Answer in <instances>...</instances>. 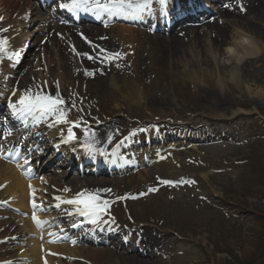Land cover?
<instances>
[{
  "label": "rangeland",
  "instance_id": "374dc122",
  "mask_svg": "<svg viewBox=\"0 0 264 264\" xmlns=\"http://www.w3.org/2000/svg\"><path fill=\"white\" fill-rule=\"evenodd\" d=\"M225 1L227 5L223 8L229 10L231 20L243 23L237 30L258 40L260 36L255 33L264 30L256 25L247 26L253 24L250 19L254 18L252 7L256 3L251 4L249 0ZM244 12L246 18L243 17ZM214 20L218 24L224 21L219 13L210 22ZM205 26L201 28L207 34L208 26ZM104 27L96 30L109 33V41L118 46L116 29L112 28H118L119 25ZM224 28L226 30V25ZM108 29L111 31L107 32ZM146 30L136 29L142 32ZM159 36L167 40L171 34L164 36L159 33ZM35 40L28 42L29 50L27 47L24 49L21 76L16 74L13 80H3L5 84L15 81L16 85L18 79L21 80L22 85H17L21 93H24L22 87L30 81V76L36 72L43 73L46 66L40 64L34 68V57L30 55L35 49ZM209 40L214 45L212 57L221 66L222 60L227 57L224 55L225 48L210 36ZM189 45L193 47L192 43ZM149 46L141 50L146 57H149V52L152 53L151 49L156 50ZM215 46L221 49L216 50ZM204 54L205 61L212 59ZM183 55L188 56V52ZM89 57H92L90 53L84 56L85 60L92 63L93 57ZM197 58H194V54L188 56L190 61H196ZM143 59H146L145 56ZM30 61L32 63L28 65ZM146 61L135 69L127 58H123L126 71L118 67L110 68L114 74H109L106 84L94 90L95 95L91 98L84 96V93L81 95L78 85L71 87L67 91L69 99L63 101L61 108L79 119L85 139L83 143L91 144L97 154L114 144L125 143L129 137L130 143L137 144L139 149L161 148L152 141L163 134L165 136L160 142L166 149L162 150L184 158V164L174 174L168 173L166 169L153 173L150 167L152 164L148 163L150 161L146 159L147 156L140 151L137 157L141 164L129 172L112 174L103 165L93 174L87 170L82 174L74 161L72 165L68 161L65 164V160L59 156L55 159L54 169L61 176L63 189L71 192L78 186L80 193H83L88 191L82 185L83 181H89L90 186L94 185L93 182L101 181L108 185L111 181L119 183L118 186L109 185L105 190L96 188L87 193L98 195L104 208L103 215L116 229H124L126 237L132 235V229L137 228L134 230L145 234L151 232V235H159L168 240V244L151 261L153 264H264V100L255 95H247L243 87L234 81H226L221 93L214 82V75L199 72L197 67L187 72L189 77L191 74L196 78L184 77L176 60L173 70L168 65ZM240 67L244 68L240 75L242 80L264 87V51L256 57L245 59ZM106 69L108 72V67L100 71ZM122 76L127 79L128 88L137 85L142 93L141 102L131 101L112 87V82ZM38 80L35 79L39 84ZM220 96L226 97L225 103L220 102ZM96 126L102 130L109 126L108 131L111 133L106 135V141L98 147L94 146L90 138ZM151 130L155 131L154 137H150ZM170 135L173 137L169 138ZM189 136L195 139L190 141ZM181 137H185L187 142ZM189 143H194L198 150L192 152ZM47 144L44 143V149ZM102 154L104 156L105 152ZM157 164L165 165L164 162ZM48 179L52 178L43 181ZM103 201L108 202L106 207ZM3 211L0 210V221L3 219ZM13 216L9 215L6 219L16 223L20 217ZM83 237L90 236L85 233ZM126 237L115 238L111 244L99 243L101 238H95L99 248L109 252L100 253L97 264H125L126 258L133 256L126 255L121 248V243H128ZM43 244L48 246L46 242ZM64 245L77 249L86 246L69 242ZM26 249L28 247L16 246L11 252L13 258L16 255L23 256L16 263L22 264L27 259L23 252ZM59 259L66 264L81 263V259L76 257ZM30 261L32 264L33 261ZM33 264H36L35 260Z\"/></svg>",
  "mask_w": 264,
  "mask_h": 264
},
{
  "label": "bare ground",
  "instance_id": "6f19581e",
  "mask_svg": "<svg viewBox=\"0 0 264 264\" xmlns=\"http://www.w3.org/2000/svg\"><path fill=\"white\" fill-rule=\"evenodd\" d=\"M196 1L197 0H191L190 3L194 4ZM213 1L217 4L221 2L220 0ZM249 1L251 4L256 3V5L252 7L254 18L250 19V22H253V24L247 26L253 27L256 25L264 30V27H262L264 24V0ZM223 3L225 4V2ZM173 5L175 7L174 0H167V4L162 10V6L158 3V0H153L151 14L144 13L140 18L125 15H108L107 13L98 16H103L105 18L107 14L110 20L118 19L124 22H122L123 24L121 23L122 25H119L118 28H112V30L116 29L117 46L109 41V33L96 30L97 27L95 26L70 28L63 25H54L50 19L52 17L55 18V15L47 17L46 15L40 14L37 8L30 6L28 0H0V17H2V19H0V37H6L8 39L7 53L3 55V58H0V104L4 103L6 105V103L9 102L10 104L15 103L17 107H19L18 102L20 98L28 92L31 95L39 93L41 95H51L53 97L59 96L63 101H68L69 95L67 91H69L71 87L74 88L75 85L81 88V95L84 93V96L91 98L95 95L93 92L94 90L100 89L106 84L109 74H114V71H111L110 68L118 67L126 71L123 58H127L135 69L141 67L144 62H148L146 60H152L155 61L157 65H168V67H171V70H173V66H176V60L178 61L177 66L179 65L181 68L180 73L184 77H189L187 72L192 71V67H197L199 72L207 74L212 73L214 75V82L221 93L223 84L226 81H234L235 84L243 87L247 95H255L258 99L264 100V87L251 84L249 81H244L240 77L241 71L244 69L240 67V63L249 57H256L260 52L264 51V31H259V34L255 33L256 36H260L259 39L255 41L237 30L242 27L243 23L241 21L236 22L231 20L229 10L221 8L216 12V14L219 13L220 18L224 20L219 23L220 25L215 23V20L213 22H202V25H206L205 27L208 26L207 34L202 30V26L197 27L192 24L194 26L190 25L191 27H186L176 23L174 30H171L172 32L170 31L171 36H168V38L166 37V40L159 36L160 32L151 30L154 26H152L149 18L151 17L155 22L157 20L161 22L163 15L167 10L170 13L169 10H172ZM191 6L193 7V5ZM194 7L202 8L201 4H197ZM181 9L183 10L184 6ZM191 12V8H185V11L181 13L187 14ZM244 15L245 12L243 17ZM213 16L215 15L211 12L209 17ZM189 17L190 22H197L191 21L194 19L192 13ZM136 23H138L137 26L127 25ZM145 24L149 25L148 31H136V29L133 28L139 26L145 27ZM171 25H173V23H169L167 26ZM225 25L226 30H224ZM4 29H7V31H3ZM106 31H111V29ZM166 35L169 34H164V36ZM205 36L208 37L206 38ZM209 36L210 38H214L217 44L225 48L224 55L227 57L222 60L221 66L215 58L212 57L211 52L214 45L213 42L209 40ZM35 38L36 45L31 55V57H34V68L40 66V64L46 66L43 73L36 72L34 76H30L31 83L28 84V82H30L28 81L24 84L22 87L24 93H21L19 90L20 87H18L22 85L21 80L18 79L17 89L16 87L12 89L10 84L4 85L3 80L7 77L9 78V76H15L16 74H19L18 77L21 76L23 72L21 63L24 62L22 58L24 49L28 46V42ZM43 39H45L44 43L42 41ZM191 43L193 46L192 48H190L189 45ZM146 45H150L152 48L156 49L153 50L149 46L152 51V53L149 52V57H146L145 53H141V50L144 49ZM220 46H215L216 50L219 49ZM117 49H119L118 52L119 55L121 53V57H119L118 52H115ZM183 50L185 51L182 52ZM26 52L28 51L26 50ZM186 52H188V56L194 54V58L198 57L197 60L195 61L193 59L190 61L187 55H183ZM204 52L209 57H212V59L205 61L206 56ZM11 53H17L18 55L9 58ZM87 53L92 55V63L85 60L84 56ZM144 56L146 59H143ZM31 63L30 61L28 65ZM28 65H26V67ZM107 67L109 68L108 72L107 69L100 71V69ZM16 71L18 73H16ZM124 74L125 73L122 75ZM31 77L33 78L31 79ZM189 78H196V76L190 74ZM35 79H39V84ZM126 83L127 79L122 76L118 81L112 82V87L120 91L131 101L141 102L142 93L137 89V85L134 84L135 87L130 89ZM41 85L44 87H41ZM226 100V97L220 96L221 103H225ZM2 107L3 106H0V113L3 111ZM59 107H61V105H59ZM64 111L66 112V119L72 123H56V118L49 116L38 122L36 129L39 128L40 131L33 136H37L38 138L35 137L37 140L44 136L40 139L43 143L47 140L49 149L52 148L56 156H61L66 162H76L79 168L83 166V169H90V172L94 173L99 170L100 166L104 165L112 174L116 172L125 173L128 168H131L134 163H136L133 158L137 159V154L140 151H143L149 158V163L152 164L150 166L151 171H153V173L166 169L168 173L174 174L184 164V158H179L171 155L166 150H162L166 149L163 145H160L161 148L150 147V149L147 150V148L139 149L136 144L138 149H135L134 145L130 143V137L124 144L118 143L109 147L110 150L106 153L108 156L105 155L102 157L101 153L94 154L92 151H87L84 146L85 143L82 142L84 137L81 133L82 128L79 119L74 115H69V112L66 110ZM13 117L14 122L12 121L11 124L17 125L20 120L14 114ZM35 123L32 117L29 116L28 125ZM70 127L75 138L67 141L69 135L68 129ZM110 127L114 128L115 126ZM108 130L109 126L108 129L106 128L104 130L96 126V130L90 133V138L92 142H94V146L98 147L99 144L106 141V135L110 133ZM151 133V135H155L154 130H151ZM164 136L163 134L160 135L158 141ZM171 137H173V135H170L169 138ZM12 138L16 140L17 135L12 136ZM181 139H185L187 142L185 137H181ZM194 139L195 137L189 138L190 141ZM23 142L31 148L35 145L34 142L30 144L26 140H23ZM155 142H157V140ZM189 144L192 152L198 150L194 143ZM154 145L158 146L157 144ZM152 148L153 150H151ZM43 156L44 153L40 155L42 161L44 158ZM137 160L139 161V159ZM25 161L26 160L23 161L22 165L27 164ZM158 162H164L165 165L160 166L157 164ZM19 166L21 165L13 167L0 161V205L9 204L11 208L22 212L26 216L29 215V218H18L16 223L10 222L6 217L9 215L13 216V214L8 211H3L4 215L1 217L3 219L0 221V263L4 264V262H11V264H15L17 260L23 259V256L19 255L13 258L11 253L15 250V242L21 241L26 242L24 247H28V249L23 251L27 259L23 260L22 264H31L30 260L33 262L35 260L36 264H66L59 258L68 259L71 257L81 259V263L78 264H89V262H91L90 264H97L99 254H107L109 252L102 251L99 247L94 248L97 246V242H95V235H97V232L95 231L99 230L102 232L98 235L100 238L104 239V243L107 242L108 244L112 243L115 238L126 237L127 232L122 228L116 229L114 225L106 219L102 212L99 217L96 218V222L92 223L88 216H82L76 212V205L62 202L75 198L77 194L80 193V188L77 186V188L71 192L65 191L61 184V176L51 169L53 161L45 165L49 166L50 170L53 172L51 175L52 180L50 181H33L27 183L24 179V177L27 178V176L18 173ZM42 168L46 169V167ZM88 182L83 181L84 184H82L88 190L83 192L86 195L88 194L87 192H91L96 188L105 190L109 185L118 186L119 184L111 181L108 185L101 181L98 183L93 182L94 185L90 186ZM99 185L100 187H98ZM44 194H47V196ZM33 201L37 205L35 208L33 207ZM98 202L101 204L102 201L99 199ZM58 204L59 207H57ZM0 210H2V207H0ZM34 216L37 217L39 221H44V227L40 231L34 230V224L37 222V220L33 218ZM55 224L58 227L56 226V228H53ZM74 225L78 227V232L81 227H83V231H81L82 236L86 232V225L94 226L88 232V234L93 235L94 241L89 238H83V242L85 244L89 243L91 246L77 249L59 243L62 237L59 230H65L66 228L65 232H68L73 230ZM134 229L131 230L132 235L126 237L128 243H121L123 252H125L126 255H133L126 258L125 264H153L151 261L162 251L163 247L168 244V240L159 235H151V232L145 234L140 231H135ZM93 230L95 231L92 232ZM31 236L34 238H31ZM40 237L44 238L48 245L47 247L44 246L45 244L39 243ZM71 243L73 242L71 241ZM42 248L44 249L43 252H41ZM130 248H132V250H130ZM38 257L40 258L39 262L37 260ZM43 257H45L44 262ZM114 264L117 263L115 262Z\"/></svg>",
  "mask_w": 264,
  "mask_h": 264
},
{
  "label": "snow or ice",
  "instance_id": "6c2138e0",
  "mask_svg": "<svg viewBox=\"0 0 264 264\" xmlns=\"http://www.w3.org/2000/svg\"><path fill=\"white\" fill-rule=\"evenodd\" d=\"M153 0H71L70 4H62L61 7H67L71 10H82L85 12H92L94 15L100 16L105 13L108 15H125L140 18L144 13L151 14V6ZM158 3L163 7L166 6L167 0H158ZM2 19V17H0ZM3 31H7L4 29ZM8 39L6 37H0V58L7 53ZM231 51V50H230ZM18 55L17 53H11L9 58ZM87 55V54H85ZM90 59L92 57H89ZM91 74V73H89ZM19 107L17 104L11 103L9 107L12 109L14 115L21 121V123L27 127L28 117L31 116L33 122L38 123L41 119L53 116L56 118V123H72L66 119V112L64 109L59 107L63 103L62 98L59 96L53 97L51 95H41L39 93L31 95L25 93L19 100ZM54 126V125H52ZM68 139L72 140L75 138L71 127L68 129ZM90 152L93 151L91 144L87 142L84 145ZM12 155V153H9ZM7 158V157H5ZM25 163H28L26 160ZM164 183H172L171 181H164ZM68 191V189H65ZM59 199V198H57ZM99 197L97 194H85L79 193L72 200L62 201L63 203L76 205V212L82 216H88L92 223L96 222V218L99 217L104 208L98 202ZM106 207L108 202L103 201ZM82 205V207H81ZM33 207H37L33 201ZM59 207V204L57 205ZM39 221L37 217H33ZM4 264H11V262H4Z\"/></svg>",
  "mask_w": 264,
  "mask_h": 264
}]
</instances>
